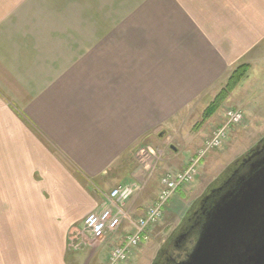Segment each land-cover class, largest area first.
Here are the masks:
<instances>
[{"label": "crops", "instance_id": "crops-1", "mask_svg": "<svg viewBox=\"0 0 264 264\" xmlns=\"http://www.w3.org/2000/svg\"><path fill=\"white\" fill-rule=\"evenodd\" d=\"M243 62L257 76L237 86L249 102L231 105L255 128L264 118V0H0V264L108 256L84 217L105 206L103 192L134 182L145 187L127 205L142 215L164 171L185 169L224 114L200 128L185 160L181 143L160 157L171 147L163 138ZM132 229L124 221L109 240Z\"/></svg>", "mask_w": 264, "mask_h": 264}, {"label": "rangeland", "instance_id": "rangeland-1", "mask_svg": "<svg viewBox=\"0 0 264 264\" xmlns=\"http://www.w3.org/2000/svg\"><path fill=\"white\" fill-rule=\"evenodd\" d=\"M251 73V77L256 78L257 75L254 74V71L250 73L248 72L247 75L250 76ZM259 76L262 77L261 74H259ZM248 78L249 77L245 78L244 81H242L244 82L242 84H247L249 82ZM225 85L226 82L222 88H214L207 95L203 96V99L200 102H197V104H195V109L193 110L194 112H191L188 117L186 116L178 133L176 132L173 133L170 137L166 136L165 138H163L165 141V145L174 146L176 149L178 148L177 143H181L177 155H179L182 160H185L193 155V153L199 148L198 143L203 138V134L202 131L200 132V128L203 127V125L206 124L209 119H212L214 116V118H216V116H219L218 118L221 119V114H224V122L221 125H218L213 130L212 134H210V136H206L207 138L204 140L202 146L197 152L198 155L201 154L200 151L205 146H207V143L211 140V138L213 139L217 135L218 131L222 128V125L226 122V109L234 107L231 104L236 103L237 99H242L243 102L246 103L249 102L248 98H242L243 87L241 86L243 85H240V87H237L234 91H232L233 95L231 96V92L227 99L221 104L219 109L215 111V113L202 124L207 107L211 104L217 94L225 87ZM261 99L264 98H257V100L259 101ZM255 107L262 109L263 105L255 104ZM188 112H190V109L187 110V113H183V116L185 114H188ZM244 121L245 119L243 120V122H241V124L231 126V130L228 133L229 138L227 137L226 142H224V144L220 148H213L212 150L209 149L206 154L204 153L205 155L203 156V161L200 164V169L195 181L189 186H186V188H189L190 192H188L186 196H182L181 194H179L178 198L174 197L171 202V206L166 207V211L162 219L152 228L150 240L143 247L135 250L132 253L129 261L125 264H154L160 248L164 245H167L169 240L171 239L170 241H172V243L171 245H169L168 251L164 256L162 255L158 263H156L165 264L168 255L173 251V249L176 248L174 241H176L177 239H182L183 241H186L188 243L189 240H195V238H193V235L196 228H198L199 222L202 219H200V213L202 212L207 197L209 198L210 195L213 194V191L218 190L220 187H222L223 185H219L222 183L224 184V182L228 180V178L235 170L241 169L246 153L249 150L264 146V118L261 121L262 125L255 128L253 126L244 127ZM209 125H211V122H209ZM231 136L232 140L228 143ZM165 147L166 148L163 149L165 154L163 155L162 151V155L160 157H163L166 160H170V158L175 156L173 155L174 151L170 146ZM157 160L160 161L159 158L155 159V161ZM134 162L135 164H138L136 159H134ZM158 168L155 175L159 176L161 170ZM170 169L173 168L170 167ZM152 170L153 169L147 171L151 173ZM167 171L168 169H166L164 172ZM155 177L157 178V176ZM219 178L220 180L217 181ZM212 187L215 189H213V191L211 192ZM140 194L141 193H139V195ZM138 197L139 196H137V198L133 200L136 206L139 204L140 197ZM108 239L109 238H106L105 240L107 241ZM191 245L192 243H188L187 246L190 248ZM102 246L103 245L99 246V250H97L101 252ZM86 250V255H93L95 253L94 251H90L92 250L91 248H88ZM83 256L84 253L80 252V257ZM89 258V256H85L82 260V264H90L88 263ZM106 262L107 259L102 260L101 257H98L96 260H93L91 264H103Z\"/></svg>", "mask_w": 264, "mask_h": 264}, {"label": "water", "instance_id": "water-1", "mask_svg": "<svg viewBox=\"0 0 264 264\" xmlns=\"http://www.w3.org/2000/svg\"><path fill=\"white\" fill-rule=\"evenodd\" d=\"M219 190L174 264H264V146L249 150Z\"/></svg>", "mask_w": 264, "mask_h": 264}, {"label": "built area", "instance_id": "built-area-1", "mask_svg": "<svg viewBox=\"0 0 264 264\" xmlns=\"http://www.w3.org/2000/svg\"><path fill=\"white\" fill-rule=\"evenodd\" d=\"M244 111L240 108H231L226 111V122L217 135L205 146L197 158H194L184 170H168L161 178L160 191L157 198L147 206L144 215L133 216L126 208L128 201L142 189V185L132 183L117 186L103 194L105 206L101 210L90 212L84 218V231L94 240H100L107 235L116 234L122 223L127 220L132 225V231L123 235L121 244L112 245L109 250L108 261L104 264H124L130 253L146 244L150 239L152 226L158 223L168 202L183 186L194 182L200 159L213 148H220L228 137L231 126L241 124L244 120ZM205 153V154H204Z\"/></svg>", "mask_w": 264, "mask_h": 264}, {"label": "trees", "instance_id": "trees-1", "mask_svg": "<svg viewBox=\"0 0 264 264\" xmlns=\"http://www.w3.org/2000/svg\"><path fill=\"white\" fill-rule=\"evenodd\" d=\"M250 69V64L248 63H241L239 64L230 74L227 83L225 85V87L217 94V96L213 99V101L211 102V104L207 107L206 112H205V117H203L202 124L204 122H206L214 113L215 111H217L219 109V107L221 106V104L227 99V97L229 96V94L241 83V81L247 76L248 72ZM201 124V125H202ZM233 170V169H231ZM220 178L217 180L219 181ZM222 184H220L219 186H222ZM213 188L211 189V192L213 191ZM220 193V190H215L213 191V194L210 195V197L206 199L202 212L200 213V219H203V212L209 208H211L213 206V203L215 201V199L218 197ZM201 219V220H202ZM197 230V228H196ZM196 230L194 232L193 238H195L196 236Z\"/></svg>", "mask_w": 264, "mask_h": 264}, {"label": "flooded vegetation", "instance_id": "flooded-vegetation-1", "mask_svg": "<svg viewBox=\"0 0 264 264\" xmlns=\"http://www.w3.org/2000/svg\"><path fill=\"white\" fill-rule=\"evenodd\" d=\"M171 240V239H170ZM168 242L167 245H164L160 248V250L158 251V255L156 257V260L154 262V264L158 263L160 257L166 254V252L168 251L169 245H171L172 241ZM186 240V239H185ZM175 242V249H173V251L168 255V257L166 258L167 261L165 264H174L177 263L179 261H181L182 259H184L185 257V252L189 249V247L187 246L188 243L193 245V240H189L188 243L186 241H183L182 239H177ZM192 245L190 247H192ZM187 246V247H186ZM184 250V251H183Z\"/></svg>", "mask_w": 264, "mask_h": 264}]
</instances>
